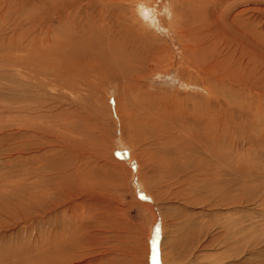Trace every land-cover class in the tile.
I'll use <instances>...</instances> for the list:
<instances>
[{"label":"rangeland","instance_id":"rangeland-1","mask_svg":"<svg viewBox=\"0 0 264 264\" xmlns=\"http://www.w3.org/2000/svg\"><path fill=\"white\" fill-rule=\"evenodd\" d=\"M232 241L264 264V0H0V264Z\"/></svg>","mask_w":264,"mask_h":264},{"label":"bare ground","instance_id":"bare-ground-1","mask_svg":"<svg viewBox=\"0 0 264 264\" xmlns=\"http://www.w3.org/2000/svg\"><path fill=\"white\" fill-rule=\"evenodd\" d=\"M146 12V11H145ZM148 12V11H147ZM31 16V15H30ZM29 16V17H30ZM72 20V19H71ZM69 21V20H68ZM47 35V34H46ZM42 37V36H41ZM47 37H49V36H47ZM61 37V36H60ZM72 38V37H71ZM47 39V38H46ZM69 39H70V36H69ZM69 39H67V40H69ZM60 39H55V40H51L50 38L48 39V41L47 42H49V43H55L56 44V42L58 43V41H59ZM63 40V39H62ZM42 41V40H41ZM44 41V40H43ZM64 41V40H63ZM34 43V42H33ZM39 43V42H38ZM60 43V42H59ZM54 44V45H55ZM36 45H37V42H36ZM52 45V44H51ZM61 45V44H60ZM55 49V48H54ZM35 70V69H34ZM31 71V70H30ZM40 71H42V68L40 69ZM40 71H38V72H40ZM35 73V72H34ZM76 78V77H75ZM82 83V82H81ZM84 85V84H83ZM217 206V205H216ZM221 206V205H220ZM227 207H229V206H227ZM239 225H241V223L239 224ZM238 225V223L236 224V225H233L235 228H240V226ZM222 229V228H221ZM227 230H228V228H227ZM226 230V231H227ZM242 230H246V232H248V230H247V228H242ZM230 231V230H229ZM234 231H236V229H234ZM238 231V230H237ZM229 233V232H228ZM246 234V233H245ZM249 235V234H248ZM229 236V235H228ZM241 237V236H240ZM239 238V237H238ZM243 238H247V236L246 237H243ZM232 239V238H231ZM230 239V240H231ZM240 240H241V238H240ZM239 240V241H240ZM222 241V240H221ZM247 243V242H246ZM243 244V243H242ZM223 246V248H225V251L221 254V255H219L216 259H215V264H223L225 261H227L228 262V264H233V262L235 261V260H237V259H239V257H238V255H239V253H232L234 250H236L235 248H233L234 246H235V243H234V241H232V242H230V243H227L226 245H222ZM243 247V246H242ZM224 250V249H223ZM248 252H249V247H247V246H245V248H244V250L241 252V256L242 255H247L248 254ZM235 258H237V259H235Z\"/></svg>","mask_w":264,"mask_h":264}]
</instances>
